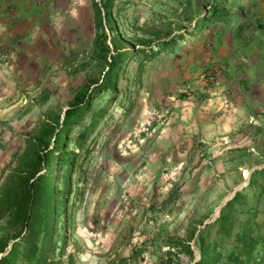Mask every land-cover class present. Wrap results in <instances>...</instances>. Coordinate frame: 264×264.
<instances>
[{
    "label": "rangeland",
    "instance_id": "obj_1",
    "mask_svg": "<svg viewBox=\"0 0 264 264\" xmlns=\"http://www.w3.org/2000/svg\"><path fill=\"white\" fill-rule=\"evenodd\" d=\"M69 1L79 8L62 14L60 35L48 54L0 69V183L13 154L23 149L24 136L44 118H61L75 94L102 72L104 62L93 47L99 31L93 0ZM183 2L111 0L115 30L103 23L106 41L117 37L123 48H141L137 38L153 39L169 22L173 28L185 24L174 17ZM141 58V53L123 58L115 86L97 91L68 133L67 149L75 153L67 178V163L55 170V185L65 196L45 240L49 260L163 264L170 249L172 264H192L199 257V230L208 256L219 252L222 260L252 215L264 237L263 135L252 140L229 135L225 142L183 133L168 146L171 136H160L165 124L151 121L162 100L149 91L150 80L143 81L147 62L138 72ZM236 191L241 194L225 206ZM221 212L228 219L220 220ZM194 228L190 256L176 239Z\"/></svg>",
    "mask_w": 264,
    "mask_h": 264
},
{
    "label": "crops",
    "instance_id": "obj_2",
    "mask_svg": "<svg viewBox=\"0 0 264 264\" xmlns=\"http://www.w3.org/2000/svg\"><path fill=\"white\" fill-rule=\"evenodd\" d=\"M78 8L69 0H0V69L48 54L62 14ZM182 9L193 17L187 37L155 55L142 75L168 110L160 136H171L168 146L199 132L211 141L260 134L264 141V0H184Z\"/></svg>",
    "mask_w": 264,
    "mask_h": 264
},
{
    "label": "trees",
    "instance_id": "obj_3",
    "mask_svg": "<svg viewBox=\"0 0 264 264\" xmlns=\"http://www.w3.org/2000/svg\"><path fill=\"white\" fill-rule=\"evenodd\" d=\"M93 5L99 30L93 47L104 62L102 72L90 87L75 94L72 102L63 110L61 118L42 119L32 134L24 136L23 149L13 154L11 167L4 173L0 183V253L7 250L6 254L0 256V264H59V261L49 260V244L45 240L51 235L60 203L65 196L55 185V170L67 163V178L75 153L67 149L69 131L88 112L97 91L115 86L114 75L124 57L141 53L142 58L138 64V72H141L143 65L155 55L185 39L188 24L193 20L187 9L174 12V17L185 21V24L173 28L169 22L163 34H154L155 43L151 38L139 37L137 44L142 47L133 50L123 48L117 37L115 41L112 37L109 42L106 41L103 23L109 22L110 28L106 26L108 31L115 30L110 16L111 0H104L100 4L93 0ZM261 156L264 159V144ZM261 171L264 172V167ZM262 187L264 189V184ZM240 194L241 191H236L225 206ZM253 217L247 218L235 232L234 248L222 260L219 252L208 256L199 230V257L192 264H260L264 258V237L258 232L259 224L254 222ZM218 218L226 220L228 214L221 212ZM194 234L195 228L187 238L176 239L177 244L183 246L190 256L192 250L189 241ZM166 254L163 264H172L168 256L172 251L168 249Z\"/></svg>",
    "mask_w": 264,
    "mask_h": 264
},
{
    "label": "built area",
    "instance_id": "obj_4",
    "mask_svg": "<svg viewBox=\"0 0 264 264\" xmlns=\"http://www.w3.org/2000/svg\"><path fill=\"white\" fill-rule=\"evenodd\" d=\"M6 57L5 52L2 50V48H0V59H4ZM186 88H188V86L186 85ZM167 107L164 106H159L156 110H154L153 112V118H151V121H160V122H164L166 117H167Z\"/></svg>",
    "mask_w": 264,
    "mask_h": 264
},
{
    "label": "water",
    "instance_id": "obj_5",
    "mask_svg": "<svg viewBox=\"0 0 264 264\" xmlns=\"http://www.w3.org/2000/svg\"><path fill=\"white\" fill-rule=\"evenodd\" d=\"M235 191V190H234ZM234 193V192H233ZM233 193L230 195V197L233 195ZM228 199V198H227ZM197 258H194V261L196 260Z\"/></svg>",
    "mask_w": 264,
    "mask_h": 264
}]
</instances>
